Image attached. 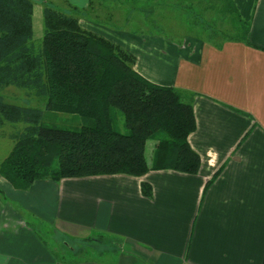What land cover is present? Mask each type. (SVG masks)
<instances>
[{
    "label": "crops",
    "instance_id": "crops-1",
    "mask_svg": "<svg viewBox=\"0 0 264 264\" xmlns=\"http://www.w3.org/2000/svg\"><path fill=\"white\" fill-rule=\"evenodd\" d=\"M206 1L204 10L233 2L250 24L248 43L106 37L136 55L145 79L180 90L193 106L189 143L200 172L39 181L27 191L0 177V264H264V0ZM221 9L209 10L229 22ZM44 228L81 245L56 251ZM99 236L108 243L89 241Z\"/></svg>",
    "mask_w": 264,
    "mask_h": 264
},
{
    "label": "trees",
    "instance_id": "trees-1",
    "mask_svg": "<svg viewBox=\"0 0 264 264\" xmlns=\"http://www.w3.org/2000/svg\"><path fill=\"white\" fill-rule=\"evenodd\" d=\"M219 6L236 30L224 39L248 43L250 24L235 4L208 9ZM34 9L33 0H0V93L15 87L46 101L43 110L9 104L0 95V131L25 126L9 137L14 147L0 164V177L27 191L39 181L140 178L152 171L197 175L202 160L189 143L197 123L183 93L145 79L134 53L51 7L44 8V38L37 45ZM46 112L76 116L81 124L46 126ZM142 192L153 196L150 184ZM89 241L106 244L108 238Z\"/></svg>",
    "mask_w": 264,
    "mask_h": 264
},
{
    "label": "rangeland",
    "instance_id": "rangeland-1",
    "mask_svg": "<svg viewBox=\"0 0 264 264\" xmlns=\"http://www.w3.org/2000/svg\"><path fill=\"white\" fill-rule=\"evenodd\" d=\"M33 1L35 5L34 42L37 45H40L44 38L43 11L46 6L77 17L80 23L81 21L88 23L87 25L94 28L96 32L81 26L84 30L96 34L100 31L106 35L105 38L108 37L107 35H112L114 40L120 35L119 33H129L137 37L157 36L177 42L190 36L208 40L214 35V39L223 40L236 34V30L231 28L229 22H222L216 12L209 9L204 10L203 7L209 5L206 0H201L200 3L196 0H92L94 1L93 7L86 9L78 8L77 5L64 0ZM72 6L78 8L79 11H73ZM218 32L222 35L216 36ZM0 95L9 104L45 110L46 101L33 95L29 96L26 90L8 87ZM44 124L55 128L75 129L80 126L81 122L76 116L46 112ZM24 128L23 124L8 125L0 131V164L9 156L14 147V143L9 138L10 135ZM150 152L149 148L148 156ZM42 235L48 246L56 251L67 252L81 245L69 241L66 243L62 239L58 240L59 238L55 239V234L52 233L50 236L46 228L42 231Z\"/></svg>",
    "mask_w": 264,
    "mask_h": 264
}]
</instances>
